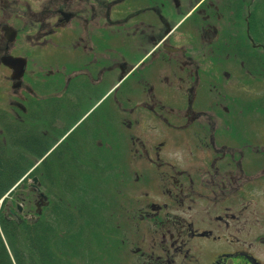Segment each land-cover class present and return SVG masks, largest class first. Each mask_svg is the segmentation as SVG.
<instances>
[{
    "label": "flooded vegetation",
    "instance_id": "obj_1",
    "mask_svg": "<svg viewBox=\"0 0 264 264\" xmlns=\"http://www.w3.org/2000/svg\"><path fill=\"white\" fill-rule=\"evenodd\" d=\"M254 3L0 0V211H92L88 264H264Z\"/></svg>",
    "mask_w": 264,
    "mask_h": 264
},
{
    "label": "trees",
    "instance_id": "obj_2",
    "mask_svg": "<svg viewBox=\"0 0 264 264\" xmlns=\"http://www.w3.org/2000/svg\"><path fill=\"white\" fill-rule=\"evenodd\" d=\"M263 0H261V3ZM258 14H264L258 7ZM260 29L255 36L262 34ZM40 155V154H38ZM12 165H0V199L30 167L14 156ZM16 160H18L16 162ZM39 173V169L36 170ZM53 174V173H52ZM8 177L10 180L8 181ZM92 211H43L35 222H16L0 214V264H76L86 258L83 250L90 244L88 236ZM85 218L76 229V223Z\"/></svg>",
    "mask_w": 264,
    "mask_h": 264
},
{
    "label": "rangeland",
    "instance_id": "obj_3",
    "mask_svg": "<svg viewBox=\"0 0 264 264\" xmlns=\"http://www.w3.org/2000/svg\"><path fill=\"white\" fill-rule=\"evenodd\" d=\"M254 7H255V9H256V11H257V14H258V10H257V8H258V7H263V3H261V0H255ZM257 17H260L259 20H260L261 22H264V14H262V16L258 15ZM3 108H4L5 110H9V107H8L7 105H4ZM20 155H22V154H20ZM36 170H37V169H36ZM37 174H38V173L34 172V173L31 174L30 177H32L33 175H37ZM30 177H28L27 180H25V184H26V185L32 183ZM15 193L18 194V193H19L18 190H16ZM34 199H35V196L32 198V200L34 201ZM33 201H32V202H33ZM53 202H55V200H53ZM1 213H2L3 215H9L8 211H0V214H1ZM24 213H25V215H27V211H25ZM29 215H30V216H33V215H34L33 207L31 208V211H29ZM36 219H37V218H34L33 220H36ZM95 220L99 221V222L102 224V221L99 220L98 218H96ZM101 244H103V243L101 242ZM87 259L89 260V264H90V263H91V264L94 263V259H93V257H92L90 254L88 255ZM84 262H85V263H84ZM82 263H84V264H88L87 261H84V260H82L81 258L76 260V264H82ZM97 264H99V261H97Z\"/></svg>",
    "mask_w": 264,
    "mask_h": 264
},
{
    "label": "water",
    "instance_id": "obj_4",
    "mask_svg": "<svg viewBox=\"0 0 264 264\" xmlns=\"http://www.w3.org/2000/svg\"><path fill=\"white\" fill-rule=\"evenodd\" d=\"M12 214H14V213L12 212ZM40 214H41V211H36V215H38V216H39ZM34 218H35L34 216H31V218H30V219H31V220H33Z\"/></svg>",
    "mask_w": 264,
    "mask_h": 264
}]
</instances>
